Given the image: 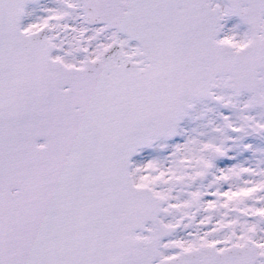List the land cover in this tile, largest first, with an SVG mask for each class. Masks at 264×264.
Returning <instances> with one entry per match:
<instances>
[{
  "label": "snow or ice",
  "instance_id": "obj_1",
  "mask_svg": "<svg viewBox=\"0 0 264 264\" xmlns=\"http://www.w3.org/2000/svg\"><path fill=\"white\" fill-rule=\"evenodd\" d=\"M0 264H264V0H0Z\"/></svg>",
  "mask_w": 264,
  "mask_h": 264
}]
</instances>
